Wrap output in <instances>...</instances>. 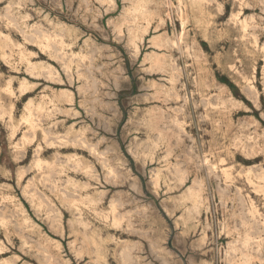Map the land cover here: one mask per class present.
Wrapping results in <instances>:
<instances>
[{
  "label": "rangeland",
  "instance_id": "374dc122",
  "mask_svg": "<svg viewBox=\"0 0 264 264\" xmlns=\"http://www.w3.org/2000/svg\"><path fill=\"white\" fill-rule=\"evenodd\" d=\"M140 1L0 0V264H264V0Z\"/></svg>",
  "mask_w": 264,
  "mask_h": 264
},
{
  "label": "bare ground",
  "instance_id": "6f19581e",
  "mask_svg": "<svg viewBox=\"0 0 264 264\" xmlns=\"http://www.w3.org/2000/svg\"><path fill=\"white\" fill-rule=\"evenodd\" d=\"M141 1H142V0H141ZM141 1H140V3H141ZM196 1H197V0H196ZM199 1H200V0H199ZM178 2H179V1H178ZM179 3H180V2H179ZM179 3H178V4H179ZM195 3H197V2H195ZM138 4H139V3H138ZM198 4H199V3H198ZM187 5H188V4H187ZM179 6H180V5H179ZM188 6H190V5H188ZM191 7H192V6H191ZM191 7H190V8H191ZM192 8H193V7H192ZM142 10H143V9H142ZM180 10H181V8H180ZM201 11H202V10H201ZM202 12H203V11H202ZM197 20H199V19L197 18ZM242 21H243V20H242ZM242 23H243V22H242ZM28 62H29V61H28ZM28 64H29V63H28ZM28 108H29V107H28ZM30 112H31V110L29 109V113H30ZM31 116H32V112H31ZM30 119H31V118H30ZM30 119H29V120H26V121H31L32 119H31V120H30ZM26 121H25V122H26ZM30 124H31V123H30ZM30 124H29V125H30ZM32 126H33V124H32ZM245 177H246V176H245ZM97 184H98V183H97ZM16 188H17V187H16ZM196 195H197V194H196ZM198 196H199V194H198ZM196 198H197V197H196ZM263 198H264V197H263ZM194 199H195V198H194ZM196 200H197V199H196ZM194 201H195V200H194ZM194 201H193V202H194ZM196 202H197V201H196ZM194 204H195V203H194ZM254 211H255V210H254ZM251 213H252V212H251ZM252 215H253V214H252ZM253 216H254V215H253ZM253 219H254V217H253ZM143 244H144V243H143Z\"/></svg>",
  "mask_w": 264,
  "mask_h": 264
}]
</instances>
